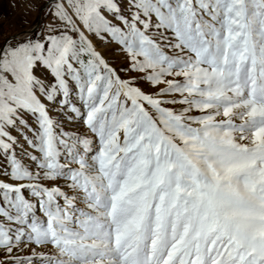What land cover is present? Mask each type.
Returning a JSON list of instances; mask_svg holds the SVG:
<instances>
[{"label":"snow or ice","instance_id":"snow-or-ice-1","mask_svg":"<svg viewBox=\"0 0 264 264\" xmlns=\"http://www.w3.org/2000/svg\"><path fill=\"white\" fill-rule=\"evenodd\" d=\"M25 8L0 39V264H264V0Z\"/></svg>","mask_w":264,"mask_h":264},{"label":"rangeland","instance_id":"rangeland-1","mask_svg":"<svg viewBox=\"0 0 264 264\" xmlns=\"http://www.w3.org/2000/svg\"><path fill=\"white\" fill-rule=\"evenodd\" d=\"M25 3L26 0H0V39L18 30L26 14L28 18L34 17V13H26Z\"/></svg>","mask_w":264,"mask_h":264}]
</instances>
